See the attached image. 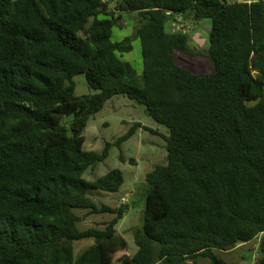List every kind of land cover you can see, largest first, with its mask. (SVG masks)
I'll return each mask as SVG.
<instances>
[{
	"label": "trees",
	"instance_id": "trees-1",
	"mask_svg": "<svg viewBox=\"0 0 264 264\" xmlns=\"http://www.w3.org/2000/svg\"><path fill=\"white\" fill-rule=\"evenodd\" d=\"M122 14L136 15L141 76L121 60L131 38L111 41ZM178 18L210 22V72L176 63L189 50L168 29ZM77 75L91 93L75 95ZM118 95L168 131L132 255L116 231L129 205L92 197L117 192L122 172L84 177L137 129L153 133L134 123L84 149L88 120ZM76 211L113 217L81 230ZM255 240L264 264V0H0V264H235L221 253Z\"/></svg>",
	"mask_w": 264,
	"mask_h": 264
},
{
	"label": "rangeland",
	"instance_id": "rangeland-1",
	"mask_svg": "<svg viewBox=\"0 0 264 264\" xmlns=\"http://www.w3.org/2000/svg\"><path fill=\"white\" fill-rule=\"evenodd\" d=\"M135 14H122L119 20L121 29L112 30L111 41L120 42L126 37L131 38L132 50L124 53L121 60L127 62L138 76L143 72L141 58V45L138 38H133L136 27ZM168 29L171 32H181L189 37V50L186 53L175 54L176 63L187 68L193 73H207L211 64L207 58L208 33L210 22L208 20L190 21L182 18L170 22ZM72 83L75 95L81 97L91 93L88 89L84 75L74 76ZM134 123H140L153 133L139 128L134 135L123 142L120 147L111 146L107 158L96 166L88 169L84 177L93 181L106 174L111 169H119L124 182L117 192L106 193L96 191L92 195L97 202H102L113 208L128 204L129 209L116 225L117 233L128 243L129 255L136 252L137 247L133 242V231L140 224V217L144 206L143 188L145 176L155 166L166 163V148L164 137L168 135L167 129L153 121L144 110V107L125 96L118 95L108 100L103 108L90 117L84 130V149L92 152H101L105 143H114L125 134ZM80 217L78 227L81 230L88 228H103L104 223L111 220L110 214H87L85 211H76ZM257 240L239 246L227 253H221L227 262L235 264H253L256 253ZM93 243L91 239L74 243V256ZM254 255V256H253ZM199 264H209L207 260Z\"/></svg>",
	"mask_w": 264,
	"mask_h": 264
},
{
	"label": "built area",
	"instance_id": "built-area-1",
	"mask_svg": "<svg viewBox=\"0 0 264 264\" xmlns=\"http://www.w3.org/2000/svg\"><path fill=\"white\" fill-rule=\"evenodd\" d=\"M239 2H241V1H246V2H252V0H238Z\"/></svg>",
	"mask_w": 264,
	"mask_h": 264
}]
</instances>
